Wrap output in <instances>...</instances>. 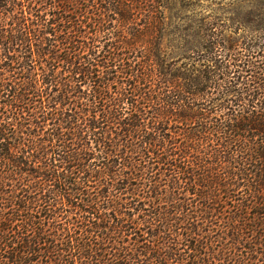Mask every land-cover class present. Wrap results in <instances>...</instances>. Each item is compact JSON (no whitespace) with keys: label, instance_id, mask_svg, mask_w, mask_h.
Here are the masks:
<instances>
[{"label":"trees","instance_id":"obj_1","mask_svg":"<svg viewBox=\"0 0 264 264\" xmlns=\"http://www.w3.org/2000/svg\"><path fill=\"white\" fill-rule=\"evenodd\" d=\"M179 11L0 0V264H264V26Z\"/></svg>","mask_w":264,"mask_h":264},{"label":"rangeland","instance_id":"obj_2","mask_svg":"<svg viewBox=\"0 0 264 264\" xmlns=\"http://www.w3.org/2000/svg\"><path fill=\"white\" fill-rule=\"evenodd\" d=\"M175 7L179 6V15L182 18L194 14L195 18L204 16H219L232 18L251 27L264 26V0H171ZM183 7V9L181 8ZM170 9H165V14L170 18ZM180 16V17H181ZM181 28V27H180ZM176 32V39L173 43V54L187 49L188 46H198L201 38L198 35L193 37L190 45L184 46L183 39ZM179 45V46H177Z\"/></svg>","mask_w":264,"mask_h":264}]
</instances>
